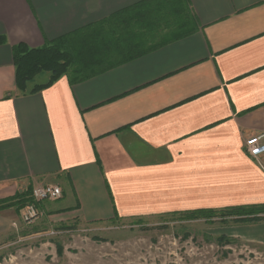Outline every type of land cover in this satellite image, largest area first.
Instances as JSON below:
<instances>
[{"label": "crops", "instance_id": "crops-1", "mask_svg": "<svg viewBox=\"0 0 264 264\" xmlns=\"http://www.w3.org/2000/svg\"><path fill=\"white\" fill-rule=\"evenodd\" d=\"M146 1L0 0V202L58 186L61 197L36 208L59 225L264 204V154L259 164L244 146L264 134V0H178L187 30L158 28L141 56L17 89L16 45L41 47ZM1 206L0 244L23 222ZM232 230L264 244V222Z\"/></svg>", "mask_w": 264, "mask_h": 264}, {"label": "rangeland", "instance_id": "rangeland-1", "mask_svg": "<svg viewBox=\"0 0 264 264\" xmlns=\"http://www.w3.org/2000/svg\"><path fill=\"white\" fill-rule=\"evenodd\" d=\"M39 75L34 83L49 76ZM7 202L1 208L13 207L21 219L28 203ZM236 224L173 213L106 224L20 221L0 244V264H264V244L232 230Z\"/></svg>", "mask_w": 264, "mask_h": 264}, {"label": "trees", "instance_id": "trees-1", "mask_svg": "<svg viewBox=\"0 0 264 264\" xmlns=\"http://www.w3.org/2000/svg\"><path fill=\"white\" fill-rule=\"evenodd\" d=\"M190 22L187 10L178 0H149L41 47L29 48L20 43L13 48L16 87L25 91L26 83L42 73L49 74L47 81L33 86L31 91L51 85L62 75H71L79 80L92 77L146 53L145 43L153 39L158 28L187 30ZM187 34L180 31L171 35L180 38ZM27 193L30 195V191ZM7 201L8 206L12 205V201L23 206L32 199L29 196L26 200L25 193H19ZM173 214L187 219L216 218L221 223L251 224L264 222V204Z\"/></svg>", "mask_w": 264, "mask_h": 264}, {"label": "built area", "instance_id": "built-area-1", "mask_svg": "<svg viewBox=\"0 0 264 264\" xmlns=\"http://www.w3.org/2000/svg\"><path fill=\"white\" fill-rule=\"evenodd\" d=\"M263 139L264 134H258L247 137L244 142L247 154L256 161H258L259 157L264 154ZM61 194V189L55 185H41L33 187L30 190L29 195L32 201L25 206L21 215L22 221L26 224H31L38 217L36 203L40 201L57 200L61 197Z\"/></svg>", "mask_w": 264, "mask_h": 264}]
</instances>
